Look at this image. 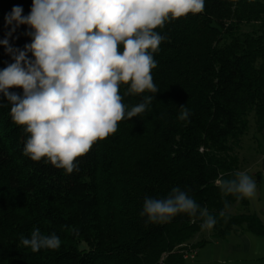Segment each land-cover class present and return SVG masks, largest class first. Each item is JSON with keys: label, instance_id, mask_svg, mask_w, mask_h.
I'll return each instance as SVG.
<instances>
[{"label": "trees", "instance_id": "obj_1", "mask_svg": "<svg viewBox=\"0 0 264 264\" xmlns=\"http://www.w3.org/2000/svg\"><path fill=\"white\" fill-rule=\"evenodd\" d=\"M14 6L27 16L32 0H0V40L24 50L32 42L27 25L7 35L12 26L5 16ZM154 31L166 37L154 53L155 98L145 113L118 122L115 133L77 157L71 174L46 157L36 162L23 155L26 126L13 122L0 94V264L184 259V251L207 242H192L203 220L181 213L153 224L141 215L146 197L166 198L174 187L216 218L209 230L214 238H227L243 224L264 235L257 215L232 212L248 198L226 195L216 184L241 171L250 116L258 132L264 129V0H205L202 13L170 18ZM13 62L0 44V70ZM127 87L121 84L119 94L130 107L153 95H125ZM185 104L190 115L182 121ZM37 227L43 235L55 232L61 247L36 253L18 247Z\"/></svg>", "mask_w": 264, "mask_h": 264}, {"label": "clouds", "instance_id": "obj_2", "mask_svg": "<svg viewBox=\"0 0 264 264\" xmlns=\"http://www.w3.org/2000/svg\"><path fill=\"white\" fill-rule=\"evenodd\" d=\"M204 8L205 0H32L24 16L23 8L14 6L5 16L6 26H12L7 35L27 25L32 42L20 50L7 38L0 40L14 61L0 70V94L11 105L13 122L26 126L23 155L36 162L46 157L45 163L66 174L76 170L77 157L115 133L118 122L145 113L159 91L151 73L157 67L154 53L166 37L154 29ZM121 84L128 85L125 95L146 90L153 95L130 107L122 102ZM13 88H21L22 95ZM179 109L178 118L187 120L186 104ZM234 176L218 178L217 186L238 199L253 197L256 181L247 172ZM181 213L202 219L203 229L217 222L178 187L163 199L146 197L141 215L155 224ZM21 245L33 253L58 250L61 239L37 227L20 237Z\"/></svg>", "mask_w": 264, "mask_h": 264}, {"label": "crops", "instance_id": "obj_3", "mask_svg": "<svg viewBox=\"0 0 264 264\" xmlns=\"http://www.w3.org/2000/svg\"><path fill=\"white\" fill-rule=\"evenodd\" d=\"M261 134H263V143L259 142V147L256 146V155L246 153L244 155L246 157L243 156L242 158L243 161L253 163L257 169L255 173V195L248 198V203L245 206L239 203L235 205L233 211L255 214L264 224V129ZM200 233L206 234L207 232L202 230ZM208 233L212 236L210 231ZM208 245L210 247L207 253L196 249L197 256L195 259L198 258L204 262L218 264H224V262L233 264H264V235H258L249 230L246 224L230 233L227 238L215 239Z\"/></svg>", "mask_w": 264, "mask_h": 264}, {"label": "rangeland", "instance_id": "obj_4", "mask_svg": "<svg viewBox=\"0 0 264 264\" xmlns=\"http://www.w3.org/2000/svg\"><path fill=\"white\" fill-rule=\"evenodd\" d=\"M259 142H261V144L263 143V134H261V132H258L256 130V125H255V121H254V116L251 115L249 118V128L248 131L243 135L242 138V148L240 150V156L241 158H243L244 155H246V153H249L250 155H256L255 149L256 146L259 147ZM247 154V155H249ZM246 157V156H244ZM249 159V158H247ZM245 161V160H244ZM242 160V165H241V171L242 172H247L254 180H255V173L257 172V169L255 168V165L251 162H244ZM244 163V164H243ZM233 213H237V211H232ZM203 231H206V234H202L200 232H198L194 237H192V241H197L199 239H205L209 242L204 243L202 246L198 247V250H203L204 253L208 252L209 249V243H211L212 241H215V239L213 236H210L207 229H203ZM206 245V246H205ZM178 258V257H177ZM227 262H224V264H226ZM165 264H218V263H213V262H204L201 261L200 259H177L174 262H166ZM227 264H233L231 262L227 263Z\"/></svg>", "mask_w": 264, "mask_h": 264}, {"label": "built area", "instance_id": "obj_5", "mask_svg": "<svg viewBox=\"0 0 264 264\" xmlns=\"http://www.w3.org/2000/svg\"><path fill=\"white\" fill-rule=\"evenodd\" d=\"M196 256H197V251H196V249H192V248L187 250V251H184V253H183L184 259H195ZM160 264H165V263L162 260Z\"/></svg>", "mask_w": 264, "mask_h": 264}]
</instances>
